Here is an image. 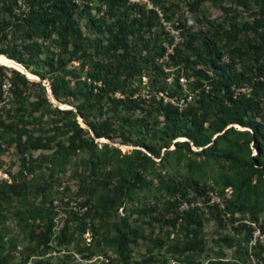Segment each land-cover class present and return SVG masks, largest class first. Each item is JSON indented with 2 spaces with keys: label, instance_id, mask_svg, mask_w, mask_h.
<instances>
[{
  "label": "rangeland",
  "instance_id": "1",
  "mask_svg": "<svg viewBox=\"0 0 264 264\" xmlns=\"http://www.w3.org/2000/svg\"><path fill=\"white\" fill-rule=\"evenodd\" d=\"M244 2L124 0L122 8L128 12V16L120 14V17L129 22L138 15L139 8L145 11L151 26L147 28L143 25L139 32L129 33L127 36L129 47L132 51L139 50L141 53L149 51L151 63L159 65L166 74L160 77L165 87L172 88L171 82L178 77V84L182 88L181 95H189V102H193L196 93L190 89L193 82L192 67L206 69L208 74L213 67H223L225 64L231 65L234 70L250 67L252 70L260 68L261 72H264V56L259 61L254 60L255 43L259 37L253 31L252 25L255 18L261 17L259 4L252 0ZM222 7L227 9L223 10ZM88 13L104 20L109 19V14L103 7L96 10L94 2L90 4ZM86 18L84 15L75 16L78 25L70 31V36L82 42L84 40L88 44V53L95 54L93 44L96 41L102 44L104 36L87 31ZM137 25L138 23H134L135 28ZM187 31L194 32L195 36L188 37ZM170 44L176 45L182 51V57L188 61L186 67L183 64L173 67L167 58L156 55L159 49ZM48 47L56 49L54 44ZM211 51L218 53L212 62ZM46 53L44 50L37 59H45ZM84 60L85 63L89 62L88 57ZM34 68L46 71V65L40 67L32 64L31 69ZM66 68L78 72L79 62L71 61ZM86 69L84 66L79 75L83 76ZM8 70L17 71L34 85L29 95L19 93L13 96L10 91L11 111L0 109V121L7 124L13 109L20 106L15 122L20 123L24 129L18 139H13L14 134L11 130L0 127V182L16 181L21 175L29 178L32 184L34 182L41 184L43 180L49 181L50 187L44 193L26 191L25 196L26 200L32 203L44 200V205L49 208L52 227L46 245H38L37 237L44 220H33L34 222L30 223L28 219L27 225L15 215L16 211L23 212V207L18 206L20 195H13L8 200L2 199L0 256L7 257L6 264H203L214 260L220 264H264V246L258 238L253 240L251 236L253 230L251 223L257 225L260 233L264 235V209H257L252 215L249 209L234 211L227 207L233 195V187H225L230 193L224 192L220 180L225 175L234 176L236 171H232L224 162L203 159L202 156L193 153H187L184 160L179 159L177 152L170 151L174 148L172 142L185 138L175 136L169 130L165 132L166 122L163 116L159 114L154 117L152 112L147 110L151 109V106L146 102L120 108L116 120L111 121L116 128L111 138L104 136L93 138L94 155L100 157L101 153H107L111 159L109 164L99 167L96 172L102 173L114 166L117 156L128 154L132 149H139L149 156L152 162L138 168L140 176L136 179L140 183H137L127 196L114 190L110 191L119 198L121 204L111 209L108 217H99L102 215L99 212L100 208H93L91 202H88L89 207L83 206L81 203L85 195L78 191V182L83 176H87L88 180L99 178L96 174L91 176L88 173L90 165L86 159L91 156V152L85 150L77 152L70 157L69 162L64 166H58L50 174L44 168L47 163L44 157L51 154L54 142L64 139L66 135L54 134L55 139L44 148L30 146V142H27L28 136L30 139L36 137L43 139L51 135L52 126L62 123L61 113H56L53 108L75 111L78 100L64 96L53 98L48 83L49 72L46 77L40 78L15 61L14 64L0 63V74ZM25 73L31 76L28 78ZM149 74L150 77L155 74L153 67L132 81V86L138 89V96L144 99L157 96L155 90L150 87ZM76 75L65 76L69 86ZM10 86L12 87V84ZM240 91L245 89L241 88ZM115 96L121 97L118 93H115ZM37 97L44 100L36 110H33L31 102ZM259 114L263 116H256L255 121L264 134V112L260 111ZM104 115L106 114L94 118L96 123L102 121ZM76 120L84 130L88 129L78 115ZM230 125L235 129H246L250 132L247 127L235 123ZM203 126H206V122ZM88 134L93 135L89 129ZM235 138L229 136V139ZM168 140H170L168 146L164 147ZM235 140L239 145L243 144L240 137ZM144 144L152 147L153 152L151 153ZM188 144L192 151L200 149L191 145V142ZM249 150L250 155L256 152L252 141L249 142ZM161 156L163 158L160 160ZM188 163L191 169L186 167ZM27 167L31 169L30 173L26 172ZM157 173L159 178L156 176ZM187 175L199 176L196 184L204 190L203 194L195 192L192 182L186 189L183 199L179 198L178 194L172 196L160 191L162 184H159L158 179H161L162 183L165 181L175 183ZM254 181L256 178L252 177L251 182ZM113 185L114 183L109 187ZM261 195L264 198V191ZM178 198L173 207L168 206ZM186 204L195 207L198 223L187 226V221L180 216V211ZM83 225L84 231L81 232ZM29 229H32V232H29ZM117 232H123L126 237L134 240L129 244L130 251L121 257L105 244V241ZM172 245H176L178 249L174 250Z\"/></svg>",
  "mask_w": 264,
  "mask_h": 264
},
{
  "label": "trees",
  "instance_id": "2",
  "mask_svg": "<svg viewBox=\"0 0 264 264\" xmlns=\"http://www.w3.org/2000/svg\"><path fill=\"white\" fill-rule=\"evenodd\" d=\"M123 1L0 0V55L6 57L5 59L14 60L40 78L46 77L49 72L48 83L53 98L58 99L59 96H64L78 100L75 111L53 108L56 113H61L62 123L52 126L53 133L51 135H47L43 139L27 137L30 146L44 148L58 134L66 135L64 139L54 142L51 154L44 157V161L47 162L44 168L51 174L58 166H64L69 162L70 157L77 152L90 151L91 156L86 159L90 165L88 173L91 176L96 174L99 178L88 180L87 176H83L80 179L77 184L78 191L85 195L81 204L89 207L88 202H91L93 208H100L99 212L102 215L99 217H108L109 211L121 204L119 198L111 194L110 191L114 190L118 194L122 193L127 196L137 186V183H140L136 179L140 176L138 168L152 161L139 149H132L128 154L117 156L114 166L102 173L101 171L96 172L95 170H99V167L109 164L111 159L107 153H101L100 157L94 155L93 138L101 136L111 138L112 133L116 130L111 121L116 120L120 108L130 104L136 106L138 102H146L151 106V109L147 110L152 112L154 117L159 114L163 116L166 122L165 132L169 130L173 135L185 138V140L172 142L174 148L170 151L177 152L179 159L184 160L187 153H193L202 156L203 159L224 162L232 171H236L234 176L225 175L220 180L222 188L233 187V195L229 199L227 207L234 211L249 209L252 215L257 209H264V198L261 195L264 191V134L255 121L256 116H263L259 112H264V72H261L260 68L252 70L250 67L234 70L231 65L225 64L223 67H213L211 73L208 74L206 69L192 67L193 82H191L190 89L195 91V99L193 102H186L180 109L174 104L164 102L159 96L149 99L138 96V89L132 86V81L141 73L149 72L152 67L155 74L152 77L149 74V84L155 90V95L158 91H162L167 96H178L181 95L182 88L178 84V77H175L171 82L172 88L165 87L160 77L166 74L159 65L151 63L149 51L141 53L139 50L132 51L129 47L128 34L139 32L143 25L149 28L151 23L145 15V11L140 8L138 15L129 22L121 18L120 14L128 16V12L122 8ZM234 1L245 3V0ZM252 1L259 4V14L261 15L253 20L252 25L253 31L259 37L255 43L254 60L259 61L264 56V0ZM92 2L95 3L96 10L101 7L105 9V12L109 14L108 20L88 13ZM222 9L226 10L227 8L222 7ZM76 15L87 16L85 23L87 31L104 36L102 44H99V41H94L95 54L88 53V44L84 40L83 43L78 38L70 36V31L77 28L78 25L75 20ZM134 23H138L137 28L134 27ZM186 34L188 37L195 36V33L190 31H187ZM50 44H54L56 49H49ZM44 50L47 51L45 59L38 60L37 56L44 53ZM163 51V48L159 49L156 55L161 57ZM211 54L213 57L211 56L210 61L212 62L218 53L211 51ZM197 55L201 56L198 53ZM86 57L89 58L88 63H85L84 58ZM74 60L79 62L78 72L66 68V65ZM167 60L173 67L180 64L186 67L188 62L185 57H182V51L176 45L172 46V52L167 54ZM32 64L40 67L46 65V71L31 69ZM84 66L87 69L84 70L83 76H80L79 72ZM8 71L11 73L9 82L11 81L12 87L10 86L9 89L13 96L19 93L24 95L32 93L34 83H30L17 71ZM3 74H0V80ZM75 74L77 75L74 76L73 83L69 86L65 76ZM25 76L29 78L28 75ZM241 88H244L245 91H240ZM115 93L121 97H116ZM43 100L44 98H35L31 102L32 109L36 110ZM213 107L214 109H211ZM18 110H20V106L13 109L9 123L4 124L0 121V127L13 132V139H18L21 132H24L20 123L15 122ZM10 111L7 109V112ZM104 113L106 114L104 119L96 123L94 118L102 117ZM77 115L87 125L92 136L88 134V129L84 130L78 124ZM204 122H206V126H203ZM233 123L249 128L250 132L246 129H235L230 125ZM227 125L229 126L226 127ZM229 136L240 137L243 144L239 145L236 138L229 139ZM170 140L163 146L167 147ZM250 141L253 142L256 150L253 155H250ZM188 142L200 149L192 151ZM103 146L106 148L105 144ZM144 146L151 153L153 152L152 147H148L146 144ZM243 151L245 156H243ZM162 158L161 156L160 160ZM186 167L191 169L190 163L186 164ZM25 170L28 173L31 172L28 167ZM156 176L159 178L158 173ZM252 177L256 178L253 183L251 182ZM198 178L199 176L187 175L175 183L170 181L162 183L161 179H158V182L162 184L161 192L172 196L178 194V197L183 199L191 182L194 184L193 188L197 194L204 193V190L196 184ZM31 182L25 175H21L16 181L0 182V201L8 200L13 195H20V205L18 206L23 207V212L16 211L15 215L27 225H29L28 219L30 223L34 222L33 220H44L42 230L37 237V244L45 246L52 227L49 208L44 205V200L37 203L27 201L25 192L42 194L50 187V182L45 180L41 184L35 182L32 184ZM112 183H114L113 187H109ZM179 198L168 206L173 207ZM195 211V207L190 206L180 211V216L187 221V226L198 223ZM83 231L84 225L81 226V232ZM29 232H32V229H29ZM131 242L134 240L126 237L123 232H117L108 241H105V244L114 249L121 257L130 251L129 244ZM172 248L178 249L176 245H172ZM0 262L6 264L7 257L0 256ZM203 264L220 263L214 260Z\"/></svg>",
  "mask_w": 264,
  "mask_h": 264
},
{
  "label": "built area",
  "instance_id": "3",
  "mask_svg": "<svg viewBox=\"0 0 264 264\" xmlns=\"http://www.w3.org/2000/svg\"><path fill=\"white\" fill-rule=\"evenodd\" d=\"M172 46L174 44L170 45H165L164 46V51H163V58H167V54L172 52ZM10 72L5 71L3 76L1 77L0 80V109L7 110L10 109L11 104H10V98H11V93H10V82H9V77H10ZM157 96L161 97L164 102H169L171 104H174L180 109L185 105L186 102H189V95L187 96H167L165 95L162 91L157 92ZM224 192L230 193L227 188H224ZM188 205L186 204L185 207H182V209L187 208ZM251 226L253 230L251 231V236L254 239L258 238V241L261 243V245L264 246V235L263 233H260L259 228L257 225L254 223H251Z\"/></svg>",
  "mask_w": 264,
  "mask_h": 264
},
{
  "label": "bare ground",
  "instance_id": "4",
  "mask_svg": "<svg viewBox=\"0 0 264 264\" xmlns=\"http://www.w3.org/2000/svg\"><path fill=\"white\" fill-rule=\"evenodd\" d=\"M0 63L14 64V61L13 60H9V59H4V58L0 57ZM25 75H27V74L25 73ZM28 76H31V75H28Z\"/></svg>",
  "mask_w": 264,
  "mask_h": 264
},
{
  "label": "water",
  "instance_id": "5",
  "mask_svg": "<svg viewBox=\"0 0 264 264\" xmlns=\"http://www.w3.org/2000/svg\"><path fill=\"white\" fill-rule=\"evenodd\" d=\"M47 91H49V89Z\"/></svg>",
  "mask_w": 264,
  "mask_h": 264
}]
</instances>
